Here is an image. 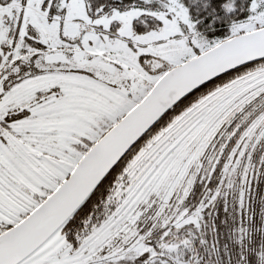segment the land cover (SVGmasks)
<instances>
[{
  "label": "snow or ice",
  "instance_id": "snow-or-ice-1",
  "mask_svg": "<svg viewBox=\"0 0 264 264\" xmlns=\"http://www.w3.org/2000/svg\"><path fill=\"white\" fill-rule=\"evenodd\" d=\"M0 264H264V0H0Z\"/></svg>",
  "mask_w": 264,
  "mask_h": 264
}]
</instances>
